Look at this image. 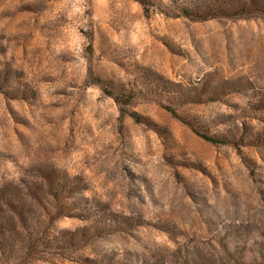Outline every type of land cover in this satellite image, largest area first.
Here are the masks:
<instances>
[{
    "label": "rangeland",
    "instance_id": "1",
    "mask_svg": "<svg viewBox=\"0 0 264 264\" xmlns=\"http://www.w3.org/2000/svg\"><path fill=\"white\" fill-rule=\"evenodd\" d=\"M0 264H264V0H0Z\"/></svg>",
    "mask_w": 264,
    "mask_h": 264
},
{
    "label": "trees",
    "instance_id": "2",
    "mask_svg": "<svg viewBox=\"0 0 264 264\" xmlns=\"http://www.w3.org/2000/svg\"><path fill=\"white\" fill-rule=\"evenodd\" d=\"M202 137L205 138L206 140L210 141V142H214V143L219 142L218 140H216L213 137L208 136V135H202Z\"/></svg>",
    "mask_w": 264,
    "mask_h": 264
}]
</instances>
